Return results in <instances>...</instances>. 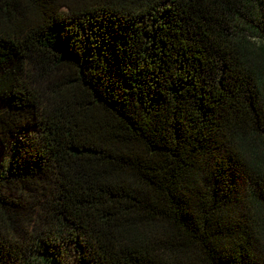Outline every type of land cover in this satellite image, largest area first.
Listing matches in <instances>:
<instances>
[{"label": "trees", "instance_id": "trees-1", "mask_svg": "<svg viewBox=\"0 0 264 264\" xmlns=\"http://www.w3.org/2000/svg\"><path fill=\"white\" fill-rule=\"evenodd\" d=\"M151 2L0 6V264H264L260 2Z\"/></svg>", "mask_w": 264, "mask_h": 264}, {"label": "snow or ice", "instance_id": "snow-or-ice-1", "mask_svg": "<svg viewBox=\"0 0 264 264\" xmlns=\"http://www.w3.org/2000/svg\"><path fill=\"white\" fill-rule=\"evenodd\" d=\"M5 0H0V6H3ZM24 2V0H22ZM34 4L41 9L52 7V0H33ZM140 2H145L149 4V7H153L151 0H76V7L80 11H87L92 13L95 17L100 18L101 16L111 17L113 19L119 17L123 20H128L131 23H135V16H129L127 13L129 10L135 11V8ZM260 2V10L264 12V2ZM155 5H158V14L161 13H171L178 7L176 0H155ZM261 32L264 33V26H261ZM56 39L59 40V33L56 34ZM117 37H113V43ZM3 39L0 38V89L3 88L4 80L3 74L5 68L10 65V61H7L3 55ZM261 53H264V45L261 46ZM75 58V57H74ZM118 59V58H117ZM77 62L79 60L77 59ZM244 80H245V90L247 93L253 97L259 95L261 100L264 101V55H261L259 59H246L244 61ZM120 65L116 63L113 65V75L119 72ZM264 116V111L261 112ZM257 130L260 134L264 135V122H258L254 120L250 126ZM247 132L248 129H245ZM255 134V132H253ZM249 168L253 172H258L260 175L264 176V152L261 153V159L259 161L252 160L249 163ZM3 183V181H0ZM251 196L255 197L259 201H264V189H259L253 193ZM3 195H0V212L4 211L3 207ZM132 213H127L124 220L121 222L120 218H117L118 223H122L125 231H132L138 227L137 220L140 219L137 216L135 219H131ZM262 239H264V233H262Z\"/></svg>", "mask_w": 264, "mask_h": 264}]
</instances>
